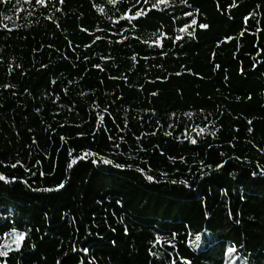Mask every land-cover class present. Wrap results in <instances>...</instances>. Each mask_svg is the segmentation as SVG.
Listing matches in <instances>:
<instances>
[{
    "label": "trees",
    "instance_id": "trees-1",
    "mask_svg": "<svg viewBox=\"0 0 264 264\" xmlns=\"http://www.w3.org/2000/svg\"><path fill=\"white\" fill-rule=\"evenodd\" d=\"M231 3L0 0V260L264 264V0Z\"/></svg>",
    "mask_w": 264,
    "mask_h": 264
},
{
    "label": "snow or ice",
    "instance_id": "snow-or-ice-1",
    "mask_svg": "<svg viewBox=\"0 0 264 264\" xmlns=\"http://www.w3.org/2000/svg\"><path fill=\"white\" fill-rule=\"evenodd\" d=\"M61 2H63V0H61ZM110 3L112 4H115L116 3V0H109ZM166 0H157V4H160V3H165ZM185 0H181V3H184ZM36 3L37 4H43L44 3V0H36ZM136 3L139 4L140 3V0H136ZM144 3L145 4H148L149 3V0H144ZM157 4H153L152 7H157ZM237 4H236V0H232V3L229 5V7H236ZM148 12V9L145 8L143 10H136L135 13L129 17L130 19H135L137 17H140V16H143L145 15L146 13ZM128 13L126 12L125 13V16H127ZM186 15H191L190 13H186ZM123 18V17H122ZM245 21L247 22V17H245ZM192 24H195L196 21L193 19L191 21ZM189 25H185V28H188ZM200 28H206L208 27L207 25L205 24H200L199 25ZM183 31V29H181ZM243 34V33H242ZM226 39H231L230 37L226 38ZM99 67V66H97ZM198 127V126H197ZM249 131H251V129H249ZM195 142V141H193ZM89 154H85V156L83 157H74L70 160L69 164H68V168L71 169L73 167V165L76 163L77 160L79 159H85L87 158ZM93 163H96V161H92ZM102 162L104 164H111L112 162L110 160H102ZM21 162L20 161H17L15 164H12L10 165L11 167H16L18 164H20ZM117 167H123L122 165H117ZM217 168H220L222 167V164H219V165H216ZM253 177H256L257 175L261 176V177H264V167L260 168V171L259 173L257 172H253L252 173ZM16 178L15 177H8L6 176L4 173H0V182H4V183H11L12 181H14ZM147 179L149 180H152L153 177L151 176H148ZM60 187H63V182L61 183V185H58L57 186V189L60 188ZM57 189H48L49 191H52V190H57ZM13 231V235L15 237L14 239V243L16 244V248L15 250H19L20 248V242L23 241L24 239V233H16L15 229L12 230ZM173 235V238L175 237V234H172ZM201 239V234L200 233H197L196 234V239L195 241H189V244L191 245H195L196 243H198ZM163 238L159 235H157L156 237V240L153 242L154 244H160L162 242ZM167 243H171V241H167ZM6 247V246H5ZM12 250V249H10ZM75 251V249H74ZM84 251H87V250H84ZM236 252V249L234 247H229L228 249H226V252H225V255L226 256H229V255H232V259L235 260L236 257L235 255H233L234 253ZM8 255V251H0V257H6ZM0 264H7V261L6 260H0ZM172 264H175V261L172 262Z\"/></svg>",
    "mask_w": 264,
    "mask_h": 264
}]
</instances>
